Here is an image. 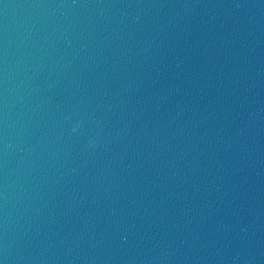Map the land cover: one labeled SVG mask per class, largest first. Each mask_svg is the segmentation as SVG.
<instances>
[{"label":"water","instance_id":"water-1","mask_svg":"<svg viewBox=\"0 0 264 264\" xmlns=\"http://www.w3.org/2000/svg\"><path fill=\"white\" fill-rule=\"evenodd\" d=\"M0 264H264V0H0Z\"/></svg>","mask_w":264,"mask_h":264},{"label":"clouds","instance_id":"clouds-1","mask_svg":"<svg viewBox=\"0 0 264 264\" xmlns=\"http://www.w3.org/2000/svg\"><path fill=\"white\" fill-rule=\"evenodd\" d=\"M76 129L74 128L73 131H75Z\"/></svg>","mask_w":264,"mask_h":264}]
</instances>
